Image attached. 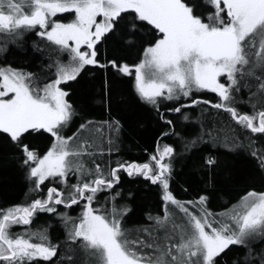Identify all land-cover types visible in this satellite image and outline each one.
I'll list each match as a JSON object with an SVG mask.
<instances>
[{"label": "snow or ice", "instance_id": "6c2138e0", "mask_svg": "<svg viewBox=\"0 0 264 264\" xmlns=\"http://www.w3.org/2000/svg\"><path fill=\"white\" fill-rule=\"evenodd\" d=\"M0 160V264H264V0H0Z\"/></svg>", "mask_w": 264, "mask_h": 264}, {"label": "trees", "instance_id": "16d2710c", "mask_svg": "<svg viewBox=\"0 0 264 264\" xmlns=\"http://www.w3.org/2000/svg\"><path fill=\"white\" fill-rule=\"evenodd\" d=\"M21 57H17L14 63L19 64L21 62ZM96 114L99 116V110L97 109ZM126 145L123 155L127 159H146V153L143 152L144 148L151 151L154 147L153 144V135L151 132V127L149 126L145 130L138 131L135 134V137H126ZM42 146V145H41ZM43 147V146H42ZM188 179L183 172L179 173L176 177L178 183L173 184V188L176 191L178 196H185L181 191V185L185 183V180ZM191 179L194 181L197 177L193 176ZM123 186L125 188H131L137 193V208L134 213V218L139 217L140 213L145 205L148 206H157L158 196L154 188L145 187L144 183L138 178L136 180H131L126 176H123ZM244 184L241 182L237 185V189L243 188ZM257 190H261L259 185H256ZM26 184L23 179V176L16 169L14 163L6 162L0 160V207H6L11 203H18L24 200V192L26 191ZM243 194L242 192L240 193ZM219 201L213 203V208L218 210ZM42 220H37L33 227L40 225ZM61 233L59 230L52 231L53 239L59 238Z\"/></svg>", "mask_w": 264, "mask_h": 264}, {"label": "rangeland", "instance_id": "374dc122", "mask_svg": "<svg viewBox=\"0 0 264 264\" xmlns=\"http://www.w3.org/2000/svg\"><path fill=\"white\" fill-rule=\"evenodd\" d=\"M43 146V145H42Z\"/></svg>", "mask_w": 264, "mask_h": 264}]
</instances>
